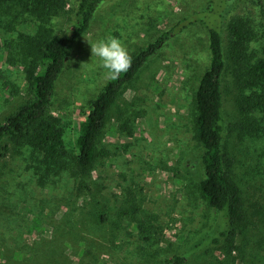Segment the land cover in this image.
<instances>
[{"label": "rangeland", "instance_id": "rangeland-1", "mask_svg": "<svg viewBox=\"0 0 264 264\" xmlns=\"http://www.w3.org/2000/svg\"><path fill=\"white\" fill-rule=\"evenodd\" d=\"M216 1L218 12L226 8V1ZM65 2V10L48 25L54 36H65L71 26L77 0ZM208 2L105 1L86 34L68 52L47 108L62 121L72 154L78 122L109 80L99 59L92 57L91 45L113 35L131 55L136 54L178 21L204 20L202 10ZM2 10L0 125L32 98L19 36H33L36 26L29 15L13 20ZM228 16L227 20L236 17L250 24L255 38L248 51L256 59L264 58V10L247 0L234 4ZM207 21L217 18L210 15ZM208 66L207 33L199 21L162 44L108 112L97 143L108 155L98 159L84 178L88 189L76 191L69 171L40 181L29 149L8 143V151L0 157V206L4 208L0 210V264H161L164 254L179 252L209 230L216 212L197 189L203 172L200 148L193 138L195 92ZM222 87L226 124H230L236 115L230 76L224 77ZM124 121L130 132L120 129ZM227 137L230 168L249 198L256 187L254 179L262 177L264 188V135L245 140L237 149L234 139ZM262 228L236 235L230 255L213 248L190 264H264Z\"/></svg>", "mask_w": 264, "mask_h": 264}, {"label": "trees", "instance_id": "trees-1", "mask_svg": "<svg viewBox=\"0 0 264 264\" xmlns=\"http://www.w3.org/2000/svg\"><path fill=\"white\" fill-rule=\"evenodd\" d=\"M105 1L77 0L68 33L58 37L52 35L48 25L65 10V0H0L4 15L12 14L13 20H16L26 14L36 21L33 36H19L25 79L32 98L0 125V157L8 151V143L13 147L27 148L34 158L40 181L69 171L77 184L76 191L88 189L84 178L90 176L98 159L108 155L105 149L98 148V138L108 112L123 87L167 39L199 21L207 33L209 66L199 80L193 102V138L200 148L203 172L202 177L198 176L197 189L207 207L216 212V219L210 229L200 233L195 241L179 252L164 254L160 262L190 264L192 259L207 254L213 248L224 249L230 255L235 248L236 235L264 227L262 177L254 179L256 187L247 198L225 153L230 145L227 135L234 139L235 149L247 139L264 135V58L256 59L248 51L250 42L255 38L250 24L236 17L227 20L231 7L247 0H223L226 1V8L220 12L216 10L217 1L209 0L202 10L204 20L186 17L133 54L129 71L122 73L116 80L109 79L90 101L86 117L78 122L72 154L66 145L62 121L50 115L47 108L53 98L56 82L63 72L68 52L86 34ZM252 1L264 10V0ZM210 15L216 17L217 21H207ZM226 75L230 76L236 109L235 120L230 124H226L222 87ZM120 129L130 132L128 122L124 121ZM250 200L253 202L250 203ZM100 219L101 223L105 221L104 217ZM260 239L264 241V236ZM47 256L51 258V255Z\"/></svg>", "mask_w": 264, "mask_h": 264}, {"label": "clouds", "instance_id": "clouds-1", "mask_svg": "<svg viewBox=\"0 0 264 264\" xmlns=\"http://www.w3.org/2000/svg\"><path fill=\"white\" fill-rule=\"evenodd\" d=\"M92 57H97L105 77L116 80L122 73L129 71L132 55L123 41L113 35L101 38L91 45Z\"/></svg>", "mask_w": 264, "mask_h": 264}]
</instances>
